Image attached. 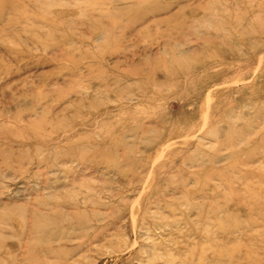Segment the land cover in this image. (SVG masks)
<instances>
[{
    "label": "rangeland",
    "instance_id": "obj_1",
    "mask_svg": "<svg viewBox=\"0 0 264 264\" xmlns=\"http://www.w3.org/2000/svg\"><path fill=\"white\" fill-rule=\"evenodd\" d=\"M0 264H264V0H0Z\"/></svg>",
    "mask_w": 264,
    "mask_h": 264
},
{
    "label": "bare ground",
    "instance_id": "obj_2",
    "mask_svg": "<svg viewBox=\"0 0 264 264\" xmlns=\"http://www.w3.org/2000/svg\"><path fill=\"white\" fill-rule=\"evenodd\" d=\"M112 14V13H111ZM103 26V25H102ZM73 54V53H72ZM79 60V59H78ZM69 70V69H68ZM26 108V107H25ZM17 109V108H16ZM20 115V114H19Z\"/></svg>",
    "mask_w": 264,
    "mask_h": 264
}]
</instances>
